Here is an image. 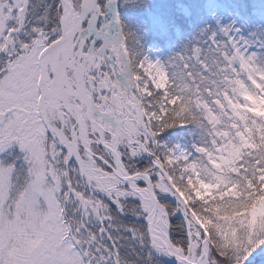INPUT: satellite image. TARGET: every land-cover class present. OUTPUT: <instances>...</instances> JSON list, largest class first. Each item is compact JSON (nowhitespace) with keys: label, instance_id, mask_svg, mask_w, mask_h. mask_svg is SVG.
Instances as JSON below:
<instances>
[{"label":"snow or ice","instance_id":"obj_1","mask_svg":"<svg viewBox=\"0 0 264 264\" xmlns=\"http://www.w3.org/2000/svg\"><path fill=\"white\" fill-rule=\"evenodd\" d=\"M118 3L0 0V264H264V56L149 61Z\"/></svg>","mask_w":264,"mask_h":264},{"label":"rangeland","instance_id":"obj_2","mask_svg":"<svg viewBox=\"0 0 264 264\" xmlns=\"http://www.w3.org/2000/svg\"><path fill=\"white\" fill-rule=\"evenodd\" d=\"M147 1L148 4L155 5L157 2H163V0H130L131 8L127 13H123V20L126 30L130 32L131 48L139 54L141 57H147L149 61H160L161 64H165V60L168 56L172 55L180 49V43L173 44L170 41L165 42L164 46L154 42L147 32V26L149 25L147 20L143 17L140 18V13L137 9L138 2L142 3ZM165 2V0H164ZM176 13L189 19L190 13L187 7L181 3L175 5ZM204 17L200 19L199 26L202 29L200 31V37L203 35H216L222 40V30L228 29L232 36L237 39L238 42L248 45L247 51L258 56H264V10H255V22L253 24L248 23L241 15L238 7L231 1L221 2L219 0H205L204 2ZM190 26H195L190 23ZM174 35L177 40L181 41L184 36L178 27L173 28ZM178 45V46H177ZM180 55L177 53V56ZM166 65V64H165ZM252 104V111L258 115L264 114V101L257 103L256 100H250ZM161 144H167L172 149H179L181 151L192 152V147L186 149L182 146H175L168 141ZM14 154L19 155L18 149L12 150Z\"/></svg>","mask_w":264,"mask_h":264},{"label":"trees","instance_id":"obj_3","mask_svg":"<svg viewBox=\"0 0 264 264\" xmlns=\"http://www.w3.org/2000/svg\"><path fill=\"white\" fill-rule=\"evenodd\" d=\"M221 2L231 1L239 9L243 18L250 24L255 22L254 11L264 10V0H219ZM204 2L205 0H163V2H157L154 6L148 4L147 1L142 3L138 2L137 9L139 11L140 18H145L148 22L147 32L154 42H157L164 46L165 42L170 41L173 44L180 43V49L168 56L165 60V64L177 56V53H185L190 48L195 47L198 42L201 41L200 31L202 29L199 26L200 19L204 17ZM176 3L185 5L190 13L189 19L177 14L175 11ZM130 0H120L119 8V21L128 35V43L131 47L130 32L126 30L123 13H127L131 8ZM192 23L195 27L190 26ZM174 27H178L182 32L184 39L179 41L174 35ZM178 46V45H177ZM198 133L191 126L185 128L170 129L163 134L161 140L163 142L168 141L172 145L182 146L186 149H190L192 145L198 142ZM255 255V253H254ZM164 264H169L164 262Z\"/></svg>","mask_w":264,"mask_h":264},{"label":"water","instance_id":"obj_4","mask_svg":"<svg viewBox=\"0 0 264 264\" xmlns=\"http://www.w3.org/2000/svg\"><path fill=\"white\" fill-rule=\"evenodd\" d=\"M117 9H118V6H117ZM169 260H171V259H169ZM164 262L169 263V264H175V261L174 260H172V262H169L168 261V258H165L164 259Z\"/></svg>","mask_w":264,"mask_h":264},{"label":"bare ground","instance_id":"obj_5","mask_svg":"<svg viewBox=\"0 0 264 264\" xmlns=\"http://www.w3.org/2000/svg\"><path fill=\"white\" fill-rule=\"evenodd\" d=\"M164 259H165V258H164ZM168 261H169V262H172V260H169V259H168Z\"/></svg>","mask_w":264,"mask_h":264}]
</instances>
